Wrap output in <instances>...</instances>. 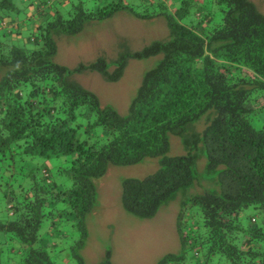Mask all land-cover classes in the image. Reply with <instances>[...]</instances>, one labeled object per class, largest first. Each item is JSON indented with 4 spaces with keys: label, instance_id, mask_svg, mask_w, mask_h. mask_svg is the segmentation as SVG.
Listing matches in <instances>:
<instances>
[{
    "label": "trees",
    "instance_id": "1",
    "mask_svg": "<svg viewBox=\"0 0 264 264\" xmlns=\"http://www.w3.org/2000/svg\"><path fill=\"white\" fill-rule=\"evenodd\" d=\"M21 1L36 12L20 22L15 0H0V264H86L98 181L112 167L153 163L152 173L122 180V204L145 220L181 197V251L158 264H264V14L256 4ZM120 11L164 18L169 38L111 62H54L56 35ZM150 58L157 63L141 70L125 114L71 78L97 73L117 83L129 60ZM98 264H114L111 254Z\"/></svg>",
    "mask_w": 264,
    "mask_h": 264
},
{
    "label": "rangeland",
    "instance_id": "2",
    "mask_svg": "<svg viewBox=\"0 0 264 264\" xmlns=\"http://www.w3.org/2000/svg\"><path fill=\"white\" fill-rule=\"evenodd\" d=\"M252 1L264 14V0ZM15 3L22 10L20 22L36 12L32 6H27L29 1L15 0ZM120 3L143 7L139 0H122ZM120 12L106 20L94 21L75 35H56L54 62L70 69L91 64L100 57L111 62L122 54L140 52L154 41L169 38L170 31L164 18L139 20L129 13ZM157 59L129 60L123 78L117 83H109L97 73L73 75L71 78L95 93L104 105L112 104L125 114L141 83V70L144 69L145 73L153 68ZM203 162H199V168ZM112 168L115 171H108L109 175L98 181L100 204L86 217L89 230L84 249L86 264H98L107 258L108 253L114 264H158L167 254L180 252L176 222L181 210V197L160 208L154 218L145 220L127 213L122 204V180L131 178L128 176L141 178L148 175L158 168L157 164Z\"/></svg>",
    "mask_w": 264,
    "mask_h": 264
},
{
    "label": "clouds",
    "instance_id": "3",
    "mask_svg": "<svg viewBox=\"0 0 264 264\" xmlns=\"http://www.w3.org/2000/svg\"><path fill=\"white\" fill-rule=\"evenodd\" d=\"M136 19V18H135ZM140 20V19H139Z\"/></svg>",
    "mask_w": 264,
    "mask_h": 264
}]
</instances>
